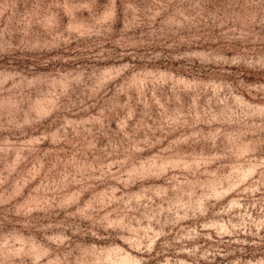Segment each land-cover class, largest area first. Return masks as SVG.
Masks as SVG:
<instances>
[{
  "label": "rangeland",
  "instance_id": "obj_1",
  "mask_svg": "<svg viewBox=\"0 0 264 264\" xmlns=\"http://www.w3.org/2000/svg\"><path fill=\"white\" fill-rule=\"evenodd\" d=\"M0 264H264V0H0Z\"/></svg>",
  "mask_w": 264,
  "mask_h": 264
}]
</instances>
